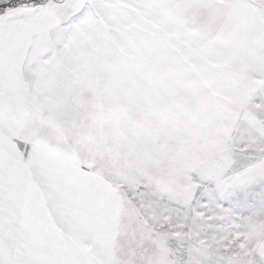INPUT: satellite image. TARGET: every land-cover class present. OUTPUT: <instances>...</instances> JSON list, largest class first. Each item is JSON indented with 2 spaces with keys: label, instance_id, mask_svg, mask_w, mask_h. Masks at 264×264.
I'll return each instance as SVG.
<instances>
[{
  "label": "snow or ice",
  "instance_id": "obj_1",
  "mask_svg": "<svg viewBox=\"0 0 264 264\" xmlns=\"http://www.w3.org/2000/svg\"><path fill=\"white\" fill-rule=\"evenodd\" d=\"M0 264H264V0H0Z\"/></svg>",
  "mask_w": 264,
  "mask_h": 264
}]
</instances>
